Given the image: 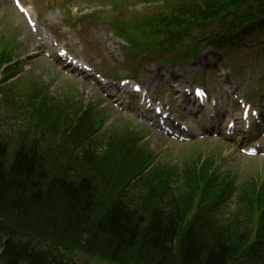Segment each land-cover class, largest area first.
Segmentation results:
<instances>
[{
    "label": "trees",
    "instance_id": "trees-1",
    "mask_svg": "<svg viewBox=\"0 0 264 264\" xmlns=\"http://www.w3.org/2000/svg\"><path fill=\"white\" fill-rule=\"evenodd\" d=\"M203 1L205 13L211 16L223 13L227 7L234 11V19L250 16L252 8L264 9V0H239L245 6V15H239L232 0ZM164 19L159 16L156 21ZM35 107L31 99L21 113L17 112L35 118L30 124L34 130L16 131L13 151H8L5 139L0 141V232L7 239L4 255L14 259L10 264L22 258L25 248L17 244L16 237L24 235L58 244L84 243L89 250L121 264H264V257L259 255L248 261L246 257L238 258L249 231L239 216L234 217L230 229L223 226L216 231L199 216L183 234V207L173 205L170 212L160 211L166 196L161 175L147 178L140 203L132 202L124 187L146 162L130 140L110 142L101 156L96 155L91 142L81 161L74 159L69 150L61 153L57 149L54 158L58 163L53 166L47 157L51 149L43 146L45 140L36 139L35 134L40 129L42 136L48 134L55 142L61 131L59 123L54 118L41 127L51 113L43 114V105L37 111ZM90 134L82 125L65 142L63 133L62 147H71L68 142L80 143ZM197 182L188 186L182 200L192 199ZM243 192L242 199L248 202L252 218L254 211L264 209V184L260 188L246 187ZM262 217L259 227L264 230V214ZM42 261L39 256L34 264Z\"/></svg>",
    "mask_w": 264,
    "mask_h": 264
},
{
    "label": "rangeland",
    "instance_id": "rangeland-1",
    "mask_svg": "<svg viewBox=\"0 0 264 264\" xmlns=\"http://www.w3.org/2000/svg\"><path fill=\"white\" fill-rule=\"evenodd\" d=\"M31 1L38 13L39 22L41 26L48 28L54 35V37L67 47H70L80 58L90 61L96 66H103L107 64L106 56L107 53L104 50L105 44L113 41L115 43V37H113L111 29L107 26L106 21L109 19L110 22H120L127 27L129 32H127L126 37L131 38L135 43L149 41V45L153 48L156 46L155 42L152 40V37L149 36V39L146 38L143 28L141 27V22L135 20H114L118 12L115 4L120 6V13L125 14L121 18H133V16H143L147 15L146 13L153 14L154 12L161 11L164 15H169L172 8L170 5L171 2H151V0H28ZM146 1V2H145ZM67 2L73 3L75 6L66 9L65 19L60 16L53 19L49 14L55 12L56 10L63 11ZM104 10L98 11L99 8ZM151 3V4H148ZM91 9H88L90 8ZM88 10H97L99 15H96L92 18L79 19L80 16L76 15L74 18L75 12ZM86 10V11H88ZM84 11V12H86ZM17 16L15 8L12 6V2L9 1V5L6 7L5 12H0V59L4 60L5 58H14L15 56L22 55V53H28L22 58V64L24 68L18 73V80L15 79L9 80L6 85H0V91H4L9 88L10 85L18 86L20 92L23 94L33 92L34 89H39L42 86L51 85L49 88L50 97L54 98L58 102L66 103L67 105H76V108L83 104L85 109L89 110L90 117L93 121H96L100 130L94 136L93 140H100L105 142L107 137L110 135H133L139 140V149L145 151L147 155H153L156 157V166L160 167L162 164H171L173 166H179L180 169H184L186 165L192 164L196 159L201 156L203 153L212 154V157L218 161L222 170L232 171L238 177L239 181H245L248 178L255 176L259 183L264 181V159H255L242 156L238 153L236 148L233 145L226 144L223 141L217 140H207V142L200 144L198 141L188 143V145H182L178 142H171L166 138H162L159 135L152 133L151 129L145 126L142 123H139L135 120L132 115L126 113H119L115 106L107 107L106 103L102 96L98 95L95 92H91L93 87L85 85L82 80L72 81L67 76L70 72L62 70L57 72L54 69V65L48 61H45L46 58L37 56V58H32V51L38 45V43L32 38L31 29L27 26L25 27L24 23ZM68 22V25L73 28L77 22L81 23L84 26V30L81 36L74 37L77 46L71 47V40L67 39L62 33V23ZM115 31V29H114ZM149 32V30H148ZM117 37V32L115 31ZM73 37V35H72ZM118 38V37H117ZM259 38H254L246 40L242 45H252L254 48L257 46L264 50V42L262 44H257ZM257 44V45H256ZM156 53H154L153 58L155 61L153 63L162 64L167 62L164 58V53L159 52L161 49L154 48ZM187 50V49H186ZM181 52L184 55L193 54L191 51ZM224 54L231 58L228 66L231 67L233 71V76L230 78L231 84L237 86L238 84L244 85L245 83L241 81V78L244 77L247 72V64L258 68L257 65L246 63L243 60V52H238L235 48H224ZM252 51V48L249 46L244 50L245 57L248 56V52ZM183 59L171 61L173 63H183L185 65H192L194 60H187L185 56H182ZM201 59V57H200ZM170 62V63H171ZM143 64L150 63L148 58L142 61ZM159 65H156L158 68ZM156 67L151 66L152 70H158ZM163 68L167 76L169 77L171 73L176 74V70L164 65ZM191 67L188 71V74L191 73ZM115 74H120L121 71L118 69L113 70ZM179 73H181L179 71ZM123 76V75H121ZM29 77V78H28ZM29 79V80H26ZM163 79L162 74L159 77V80ZM20 80V81H19ZM71 80V81H70ZM261 82L252 86V91H257L259 88L264 86L261 85ZM13 82V83H12ZM31 82H34L30 84ZM215 87L209 85V88L212 89L218 96H220L219 84L215 80H212ZM12 83V84H10ZM9 85V86H8ZM245 90L241 88V95H246ZM221 98V97H220ZM226 103V100L222 98ZM7 100H3L0 97V125L2 123L7 124L6 131L0 129V141H2L1 136H6V142L8 147L12 146V141H14L16 127L9 123L8 119H13V115L3 110L6 106ZM147 136L149 141H145L144 138ZM146 138V139H147ZM12 139V140H11ZM140 140L142 141L140 143ZM221 141V142H220ZM82 150H79L76 155H80ZM218 156H220L218 158ZM134 191V195H138L141 191V188L136 186L128 187ZM126 190V192H127ZM231 208H234L233 206ZM1 241V237H0ZM51 250V249H50ZM54 252L53 250H51ZM62 258L67 259L72 262V257H76L79 260L86 259L89 261V264H107L99 260L92 258L83 257L76 253H66L59 251ZM0 264H5V261L0 257Z\"/></svg>",
    "mask_w": 264,
    "mask_h": 264
},
{
    "label": "bare ground",
    "instance_id": "bare-ground-1",
    "mask_svg": "<svg viewBox=\"0 0 264 264\" xmlns=\"http://www.w3.org/2000/svg\"><path fill=\"white\" fill-rule=\"evenodd\" d=\"M9 5V0H0V12H5L6 7ZM45 50L44 46L41 47H37L34 50V53H40L43 52ZM35 55V54H34ZM215 61L212 62L210 65H214Z\"/></svg>",
    "mask_w": 264,
    "mask_h": 264
},
{
    "label": "clouds",
    "instance_id": "clouds-1",
    "mask_svg": "<svg viewBox=\"0 0 264 264\" xmlns=\"http://www.w3.org/2000/svg\"><path fill=\"white\" fill-rule=\"evenodd\" d=\"M53 19H55L56 17H58L60 15V11L59 10H56L55 12L53 13H50L49 14Z\"/></svg>",
    "mask_w": 264,
    "mask_h": 264
},
{
    "label": "snow or ice",
    "instance_id": "snow-or-ice-1",
    "mask_svg": "<svg viewBox=\"0 0 264 264\" xmlns=\"http://www.w3.org/2000/svg\"><path fill=\"white\" fill-rule=\"evenodd\" d=\"M139 90H140L139 87H137V88H136V91L138 92Z\"/></svg>",
    "mask_w": 264,
    "mask_h": 264
}]
</instances>
